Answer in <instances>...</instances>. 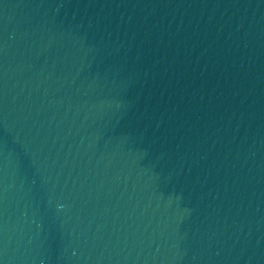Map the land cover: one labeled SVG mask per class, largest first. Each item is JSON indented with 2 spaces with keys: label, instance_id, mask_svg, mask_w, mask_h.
<instances>
[{
  "label": "water",
  "instance_id": "95a60500",
  "mask_svg": "<svg viewBox=\"0 0 264 264\" xmlns=\"http://www.w3.org/2000/svg\"><path fill=\"white\" fill-rule=\"evenodd\" d=\"M0 264H264V0H0Z\"/></svg>",
  "mask_w": 264,
  "mask_h": 264
}]
</instances>
